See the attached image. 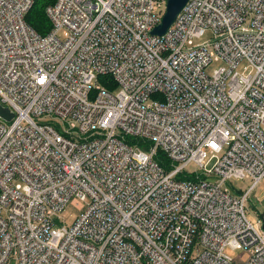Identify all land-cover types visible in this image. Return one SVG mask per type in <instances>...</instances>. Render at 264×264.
I'll list each match as a JSON object with an SVG mask.
<instances>
[{"label": "built area", "instance_id": "obj_1", "mask_svg": "<svg viewBox=\"0 0 264 264\" xmlns=\"http://www.w3.org/2000/svg\"><path fill=\"white\" fill-rule=\"evenodd\" d=\"M32 3L0 0V264H264V0H188L162 35L166 0H54L44 35Z\"/></svg>", "mask_w": 264, "mask_h": 264}, {"label": "rangeland", "instance_id": "obj_2", "mask_svg": "<svg viewBox=\"0 0 264 264\" xmlns=\"http://www.w3.org/2000/svg\"><path fill=\"white\" fill-rule=\"evenodd\" d=\"M206 38H203L204 40ZM199 42V41H197ZM220 64L219 63H211L205 69V71L210 74L215 68H217ZM237 70L244 74L252 73L251 68L247 66L245 61H241L237 66ZM4 124H9V121H5L0 119ZM39 123H49L55 126H58L55 121H51L50 117H43L41 121H37ZM236 184L247 187L249 185L248 180L242 181H235ZM82 209V203L78 200H71L66 207L64 208L63 212L61 213V218L65 224L70 225L74 219L80 214ZM246 215L248 219L255 225L259 226L257 223L258 219H262L264 217V180H261L253 192L250 194L247 207H246ZM225 252L231 256L233 259H241L243 258V253L241 250H229L226 249ZM8 264H14L13 262H9Z\"/></svg>", "mask_w": 264, "mask_h": 264}, {"label": "water", "instance_id": "obj_3", "mask_svg": "<svg viewBox=\"0 0 264 264\" xmlns=\"http://www.w3.org/2000/svg\"><path fill=\"white\" fill-rule=\"evenodd\" d=\"M187 1L188 0H166L165 10L161 21L151 30V34H164ZM13 116V112L9 108L0 104V118L9 121Z\"/></svg>", "mask_w": 264, "mask_h": 264}, {"label": "trees", "instance_id": "obj_4", "mask_svg": "<svg viewBox=\"0 0 264 264\" xmlns=\"http://www.w3.org/2000/svg\"><path fill=\"white\" fill-rule=\"evenodd\" d=\"M54 0H33L25 20L40 35H44L50 29V21L45 13V8Z\"/></svg>", "mask_w": 264, "mask_h": 264}]
</instances>
